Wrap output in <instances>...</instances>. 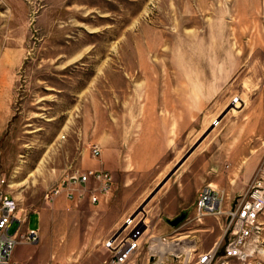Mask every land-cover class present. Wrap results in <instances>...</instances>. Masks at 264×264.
<instances>
[{
    "label": "rangeland",
    "instance_id": "obj_1",
    "mask_svg": "<svg viewBox=\"0 0 264 264\" xmlns=\"http://www.w3.org/2000/svg\"><path fill=\"white\" fill-rule=\"evenodd\" d=\"M183 65L194 72L186 119L168 100L169 70ZM263 159L264 0H0V178L17 214L28 217L24 230H37L42 217L38 241L13 250L22 259L92 258V215L104 212V201L105 213L123 220L106 239L130 231L127 217L146 221L124 264H193L185 238L209 249L221 238L219 221L206 223L218 225V238H192L195 223L169 220L191 215L206 183L231 201ZM87 170L111 175L98 202L90 199L93 180L71 199L52 192ZM180 237L184 253L158 251L156 239ZM106 239L104 263L112 264Z\"/></svg>",
    "mask_w": 264,
    "mask_h": 264
},
{
    "label": "built area",
    "instance_id": "obj_2",
    "mask_svg": "<svg viewBox=\"0 0 264 264\" xmlns=\"http://www.w3.org/2000/svg\"><path fill=\"white\" fill-rule=\"evenodd\" d=\"M92 151L94 154H99L97 147H93ZM89 180L96 182L95 187L90 190L92 202H98V195L109 192L112 187L110 173L87 170L67 175L52 192L58 194L64 191L71 199L75 194L85 193ZM3 184L4 181L0 178V264H19L13 260L15 246L20 242H37L38 233L35 229L22 228V225L27 223L28 217L26 214H17V201L3 189ZM226 196L224 189L212 183L204 184L197 193L193 213L181 222L183 225L196 223L211 216L219 221L222 228L220 240L204 251L195 250L193 244L185 238V242L192 245L193 264H230L232 261H239L241 264H263L261 256L264 254V159L241 194L231 201ZM14 222L18 225L13 232H10ZM143 225H146L145 218L140 220L135 216L127 217L124 220V229L130 227V231L124 236H121L122 232H120L105 240L104 246L112 252L110 256L112 264H124L132 252L139 248L141 240L134 234L137 228ZM182 241L184 243V240H180L181 245ZM182 252L180 251L179 254ZM156 253L159 254L156 248H151L149 257H155Z\"/></svg>",
    "mask_w": 264,
    "mask_h": 264
},
{
    "label": "crops",
    "instance_id": "obj_3",
    "mask_svg": "<svg viewBox=\"0 0 264 264\" xmlns=\"http://www.w3.org/2000/svg\"><path fill=\"white\" fill-rule=\"evenodd\" d=\"M169 71L170 72H169L168 77L170 79H168V100L179 102L180 104V106H178V109L180 111L179 113L182 114L183 115L182 117L186 119L189 109H190V115L192 114L191 109L193 108L192 100H193V94H194L193 92L194 72L190 69H187L185 65L180 67V69L173 68V69H170ZM216 74L217 73H215V75ZM198 75L201 76V73H199ZM172 77H177L178 79H171ZM197 87L200 88V85L197 84ZM199 91H197V93ZM200 98H202V100L200 101L202 102L204 101V103L208 101L206 100L207 99L206 96H200L199 99ZM190 118L192 119V116ZM117 156H120V154L118 153ZM250 175L251 174H249L248 179L250 178ZM244 189L245 187L239 192H242ZM192 204L193 202L191 203V207H192ZM97 206L99 210L104 209V212L103 213L100 212V213L92 215V258L88 257L90 254L87 257H81V262L79 264H88L87 260L89 259H92L91 264H105L104 262L107 259L108 254L106 250L103 248V246L101 245V243L123 221L122 213H117L116 215H108V213H105L109 207L104 203V201L99 202ZM207 217H210V216H207ZM207 217H205L201 222H196L195 224L192 225V228H190L191 230L190 236L192 238H195L197 235H200L203 233H208L209 235L214 234V236H216L217 238L219 237L220 230H219L218 225L216 224V225L208 226L206 224L208 222ZM39 218H40V226L37 228V230L41 231V227H42L41 218L42 217L40 216ZM263 221H264V215H263ZM26 227L28 228V223L26 224ZM30 229H34V228H30ZM174 242L175 241H172L170 243H174ZM178 245H181V244H178ZM193 247L198 252L204 251L205 249H207V248H202L200 244L198 243V241H195V243L193 244ZM55 254H56V251L52 250L50 253V256L53 257L55 256ZM13 260L19 264H46L47 263V261L34 260L32 257H28V260L26 261V259H22L21 254H19L18 251L13 252Z\"/></svg>",
    "mask_w": 264,
    "mask_h": 264
},
{
    "label": "water",
    "instance_id": "obj_4",
    "mask_svg": "<svg viewBox=\"0 0 264 264\" xmlns=\"http://www.w3.org/2000/svg\"><path fill=\"white\" fill-rule=\"evenodd\" d=\"M198 145V143H195L194 145H192L188 151L185 153V155L181 158V160L178 162L177 166L171 171L169 172L162 180L161 182H159V184L148 194V196L143 200L142 202V206H144L149 199L159 190V188L168 180V178H170L171 174L176 170V168L182 163L183 160H185L191 153L192 151L195 149V147ZM185 215L181 214L177 217H175L174 219L169 220V223L172 226H175L177 224H179L183 219H184Z\"/></svg>",
    "mask_w": 264,
    "mask_h": 264
},
{
    "label": "bare ground",
    "instance_id": "obj_5",
    "mask_svg": "<svg viewBox=\"0 0 264 264\" xmlns=\"http://www.w3.org/2000/svg\"><path fill=\"white\" fill-rule=\"evenodd\" d=\"M179 239H181V238H179ZM179 239H175V240H177V241L174 242L175 245H174V243H170V242L164 243V242H161L159 239H156L157 242L160 245H162V246L159 247L158 246L159 244H156L155 247L158 246V251L161 252L162 254H166L167 252H171V251L172 252H179V251L183 250V246L182 245H178V244H180V240ZM185 252H186L187 255H189L187 250Z\"/></svg>",
    "mask_w": 264,
    "mask_h": 264
},
{
    "label": "flooded vegetation",
    "instance_id": "obj_6",
    "mask_svg": "<svg viewBox=\"0 0 264 264\" xmlns=\"http://www.w3.org/2000/svg\"><path fill=\"white\" fill-rule=\"evenodd\" d=\"M184 219H185V217H184ZM184 219H183V220H184Z\"/></svg>",
    "mask_w": 264,
    "mask_h": 264
}]
</instances>
